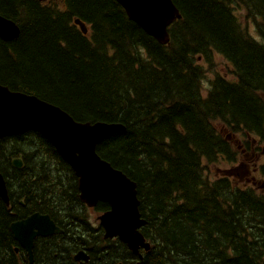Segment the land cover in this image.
<instances>
[{
  "label": "trees",
  "instance_id": "1",
  "mask_svg": "<svg viewBox=\"0 0 264 264\" xmlns=\"http://www.w3.org/2000/svg\"><path fill=\"white\" fill-rule=\"evenodd\" d=\"M172 1L181 17L161 45L116 0H0V15L19 27L17 38L0 39V83L77 121L124 126L96 152L137 184L140 232L150 243L139 260L117 238L104 239L72 169L28 131L0 138L9 196L8 206L0 198V264H29L9 226L33 212L63 233L35 238L32 264H78L79 250L87 264H264V192L209 176L218 162L236 163L253 139L264 141V0ZM214 51L233 79L216 74L203 90L201 62ZM258 169L264 178V163ZM107 209L99 202L93 210Z\"/></svg>",
  "mask_w": 264,
  "mask_h": 264
},
{
  "label": "water",
  "instance_id": "2",
  "mask_svg": "<svg viewBox=\"0 0 264 264\" xmlns=\"http://www.w3.org/2000/svg\"><path fill=\"white\" fill-rule=\"evenodd\" d=\"M116 2L131 21L161 45L169 42L168 27L181 17L172 0ZM74 24L79 26L83 34L87 33L82 21L74 19ZM18 34V25L0 15V39L11 41L17 38ZM123 128L122 124L116 122L77 121L54 104L35 95L10 90L0 83V137L28 131H36L44 137L77 177L80 201L88 207H94L98 202L108 204L109 209L98 216L104 238L117 237L140 259L139 250L147 251L150 246L139 231L146 221L141 218L138 210L136 183L96 153V145L100 141ZM12 163L15 167L22 165L18 158ZM0 198L6 205L9 204L6 182L1 173ZM9 229L22 248L21 255L26 256L29 264L33 262L35 238L63 232L48 214L40 212H33L13 221ZM14 251L18 252V248ZM74 260L79 264H86L88 255L83 250L78 251Z\"/></svg>",
  "mask_w": 264,
  "mask_h": 264
},
{
  "label": "rangeland",
  "instance_id": "3",
  "mask_svg": "<svg viewBox=\"0 0 264 264\" xmlns=\"http://www.w3.org/2000/svg\"><path fill=\"white\" fill-rule=\"evenodd\" d=\"M235 14L239 17L241 23L247 28L248 32L256 37V38H260L257 34V31L255 29V25L252 21L251 18L245 16L246 11L243 7H236L235 6V10H234ZM210 59L207 62L202 61L201 64L203 65V67L207 70V72L205 73V76L202 80V89L205 90L208 86H209V81L214 78V76L216 74H219L227 79H233V75L231 73V66L228 63L227 60H225L221 54H219L218 52L214 51L211 55H210ZM251 139V138H249ZM250 149L249 151H247V155L250 156L252 152H255V156L252 157L251 159V168H253L254 166L257 167V165L259 166L260 164L264 163V150H260L262 147H264V141L263 142H254L250 144ZM260 152V154H259ZM257 157V158H255ZM240 159H242L241 157H238L239 161ZM237 165L236 163H228V162H218L216 165L212 166V172L210 173V178H214L216 176L219 175H223V170L224 169H230L233 168L234 166ZM257 169V168H255ZM244 170V169H243ZM234 181H237V184L242 187V188H246L247 186H250L251 188L255 189L256 192L261 193V191H264L263 188L259 185L258 180H262V176L260 175V173L257 170L252 169L250 172L245 173V174H240L237 176H232ZM89 214V219L91 220L92 223H94L95 225H97L98 221L96 219L98 213L96 211H94L93 209H90L88 211Z\"/></svg>",
  "mask_w": 264,
  "mask_h": 264
},
{
  "label": "flooded vegetation",
  "instance_id": "4",
  "mask_svg": "<svg viewBox=\"0 0 264 264\" xmlns=\"http://www.w3.org/2000/svg\"><path fill=\"white\" fill-rule=\"evenodd\" d=\"M255 152L256 151L252 152L250 156H248L247 153H243L244 159H241L238 163L242 166V168L244 170H242V169L241 170H235L236 173L240 174L242 171L241 174H245V173L249 172V166L251 165V159L253 156H255ZM259 154H260V152H259ZM255 158H257V157H255Z\"/></svg>",
  "mask_w": 264,
  "mask_h": 264
}]
</instances>
